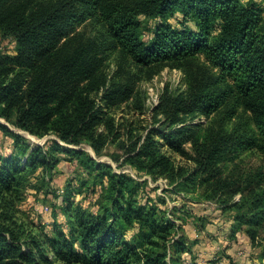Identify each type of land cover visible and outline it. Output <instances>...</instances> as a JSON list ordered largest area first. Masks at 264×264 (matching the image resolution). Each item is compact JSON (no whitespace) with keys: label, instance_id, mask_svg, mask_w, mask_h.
Wrapping results in <instances>:
<instances>
[{"label":"rangeland","instance_id":"1","mask_svg":"<svg viewBox=\"0 0 264 264\" xmlns=\"http://www.w3.org/2000/svg\"><path fill=\"white\" fill-rule=\"evenodd\" d=\"M242 1L264 9V0ZM126 2L135 4L134 0ZM81 3L82 0H1L0 5L3 12L38 18L56 7L77 8ZM180 15L177 12L167 20L180 26ZM140 18L145 25L143 38L148 40L160 19H147L143 14ZM107 30L99 14L90 16L62 39L44 62L30 69L3 63L2 56L17 52V41L6 27L0 26V81L16 82L17 94L23 99L36 77L80 41L92 42L100 59L80 80L72 97L56 107L58 113L50 122L35 119L26 129L0 116V122L21 135L15 140L0 129V154L13 153L23 162L28 161L32 148L49 147L53 140L64 148L55 153L60 163L54 170H48L42 162L36 169L27 168L24 184L0 194V221L10 225L28 249L33 243L46 244L49 238L63 240L70 234L77 210L98 213L111 205L113 192L107 179L105 184L98 170L87 168L67 151L77 148L86 151L97 165L106 164V171L127 174L139 183L135 196L127 192L123 197L114 193L115 197L121 201L136 197L176 223V237L185 234L188 248L182 254V264H264V232L256 233L255 238L248 232L250 228L264 231L252 219L264 215V153L260 145L244 152L239 149L234 158L201 165L203 145L210 144L216 134L225 129L231 132L241 119L256 127L252 112L241 102L229 123L224 118L227 106L209 115L199 113L188 106L187 96L198 80L202 82L217 73L206 56L195 54L181 60L142 64ZM74 123L81 130L78 143L61 137V128ZM184 125H192V140L184 143L180 151L166 144L161 134L156 137L158 145H147L154 132ZM257 136L259 143L263 136L259 129ZM94 142L101 145L99 153ZM68 194L70 211L65 203ZM47 256L46 264H78L50 250Z\"/></svg>","mask_w":264,"mask_h":264},{"label":"trees","instance_id":"2","mask_svg":"<svg viewBox=\"0 0 264 264\" xmlns=\"http://www.w3.org/2000/svg\"><path fill=\"white\" fill-rule=\"evenodd\" d=\"M107 1L82 0L77 8L56 7L38 18L3 12L0 5V26L6 27L17 41V52L2 56L3 63L30 69L38 66L82 21L99 14L107 23L111 38L139 63L181 60L195 54L207 57L217 73L194 84L187 96L189 107L209 115L227 106L224 118L228 123L237 115L241 102L252 112L256 127L241 119L231 132L225 129L216 134L210 144L203 145L201 165L234 158L237 150L244 152L257 145L264 153V9L260 5L242 0H134L135 4L115 0L110 5ZM177 12L181 14L180 26L167 20ZM142 14L147 19H160L148 40L143 38ZM97 50L92 42L80 41L36 77L24 99L17 94L16 82L0 81V116L26 129L31 128L35 119L50 122L58 113L56 107L72 97L80 80L99 64ZM256 128L263 134L259 136L261 144ZM0 129L15 140L21 138L2 122ZM191 129L192 125H184L156 131L147 145H158L156 137L161 134L166 144L180 151L184 143L192 140ZM80 133L78 123L61 128V137L70 143H78ZM94 147L99 153L101 145L94 142ZM59 150L64 148L53 140L49 147L32 148L28 161L22 162L13 153L0 154V194L24 184L27 168L36 169L42 162L48 170H54L60 163L55 154ZM67 151L87 168L98 170L101 181L105 183L107 179L113 192L111 205L98 213L77 210L70 234L63 240L49 238L46 244L33 243L28 249L12 227L0 221V264H46L49 250L78 264L183 263L182 254L188 249L186 237L185 234L176 237L178 229L173 220L165 219L154 205L147 206L136 197L121 201L114 196L117 193L123 197L127 192L135 196L139 190L136 180L127 174L106 171L107 165H97L86 151L77 148ZM263 175L264 172L262 181ZM70 198L69 194L65 196L68 211ZM252 219L260 228L264 227V215ZM248 232L255 238L256 233L264 231L250 228Z\"/></svg>","mask_w":264,"mask_h":264}]
</instances>
